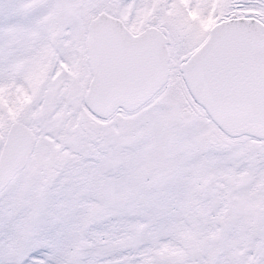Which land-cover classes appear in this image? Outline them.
<instances>
[{"label": "snow or ice", "instance_id": "obj_1", "mask_svg": "<svg viewBox=\"0 0 264 264\" xmlns=\"http://www.w3.org/2000/svg\"><path fill=\"white\" fill-rule=\"evenodd\" d=\"M0 264H264V0H0Z\"/></svg>", "mask_w": 264, "mask_h": 264}]
</instances>
